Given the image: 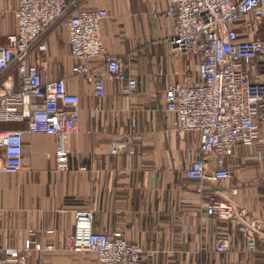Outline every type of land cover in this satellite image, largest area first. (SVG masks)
Segmentation results:
<instances>
[{"label": "crops", "instance_id": "crops-1", "mask_svg": "<svg viewBox=\"0 0 264 264\" xmlns=\"http://www.w3.org/2000/svg\"><path fill=\"white\" fill-rule=\"evenodd\" d=\"M72 1V0H67ZM18 0H0V45L16 31ZM84 8H105L100 25L108 52L118 55L127 76L136 79L133 95L122 92L103 63L90 67L105 76V95L93 91V73L76 75L66 30L54 24L34 44L28 63L49 79L63 78L79 98V130L64 136L67 168H55L56 139L44 133L23 135V165L15 173L0 172V245L22 248L26 240L62 245L73 230L74 211H93L96 232L122 231L143 249L139 264H264V164L249 147L234 148L233 177L227 188L236 207L259 219L262 238L253 256L230 221L205 214L204 201L182 178L197 147V135H180L174 115L165 109L164 90L197 73V59L175 57L166 39L173 21L163 15L165 0H80ZM23 122L9 129H22ZM2 129V128H1ZM133 138L131 154H113L110 146ZM3 155L0 149V156ZM219 189V185H209ZM228 195V192H221ZM52 230V233H47ZM230 239V250H214L218 236ZM32 250L25 264H100L91 252Z\"/></svg>", "mask_w": 264, "mask_h": 264}, {"label": "built area", "instance_id": "built-area-1", "mask_svg": "<svg viewBox=\"0 0 264 264\" xmlns=\"http://www.w3.org/2000/svg\"><path fill=\"white\" fill-rule=\"evenodd\" d=\"M165 1L166 9L153 15L173 21V34L166 44L175 57L197 59L194 76L164 90L165 109L174 115L176 131L197 135V147L182 169V178L204 201L207 216L236 226L245 239L244 251L253 256L262 238V223L236 207L232 196L238 188H227V184L233 177L235 146L249 147L254 160L264 164V0ZM107 16L105 8H84L80 0H18L16 31L0 45V124L23 122L25 126L0 128V172L15 173L22 167L25 133L54 136L55 168H67L63 139L79 130V98L66 89L63 78L49 79L27 61L34 44L39 51L46 49L41 38L54 24L66 30L70 55L77 61L72 72H94L97 97L105 95V76L90 67V60L103 63L124 94H135L136 79L126 75L121 58L103 43L100 25ZM132 149L133 138L128 135L110 146L113 154L129 155ZM223 191L228 195H222ZM92 217L90 209L74 211L73 230L62 248L29 239L20 249L0 245V264H25L32 250L59 248L94 253L100 264H139L141 244L119 230L94 231ZM214 250H230L228 235L215 239Z\"/></svg>", "mask_w": 264, "mask_h": 264}, {"label": "trees", "instance_id": "trees-1", "mask_svg": "<svg viewBox=\"0 0 264 264\" xmlns=\"http://www.w3.org/2000/svg\"><path fill=\"white\" fill-rule=\"evenodd\" d=\"M13 123H17V122H8V124H9L10 126L7 127V128H6V127H3V125H7V123L0 124V128H2V129H9Z\"/></svg>", "mask_w": 264, "mask_h": 264}, {"label": "rangeland", "instance_id": "rangeland-1", "mask_svg": "<svg viewBox=\"0 0 264 264\" xmlns=\"http://www.w3.org/2000/svg\"><path fill=\"white\" fill-rule=\"evenodd\" d=\"M9 126H10V125H9L8 123H7V125H3V127H6V128L9 127Z\"/></svg>", "mask_w": 264, "mask_h": 264}]
</instances>
